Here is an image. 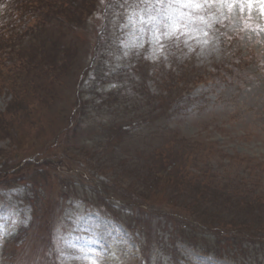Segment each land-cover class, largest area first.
Here are the masks:
<instances>
[{
    "label": "rangeland",
    "instance_id": "374dc122",
    "mask_svg": "<svg viewBox=\"0 0 264 264\" xmlns=\"http://www.w3.org/2000/svg\"><path fill=\"white\" fill-rule=\"evenodd\" d=\"M197 2L0 0V264H264V2Z\"/></svg>",
    "mask_w": 264,
    "mask_h": 264
},
{
    "label": "snow or ice",
    "instance_id": "6c2138e0",
    "mask_svg": "<svg viewBox=\"0 0 264 264\" xmlns=\"http://www.w3.org/2000/svg\"><path fill=\"white\" fill-rule=\"evenodd\" d=\"M144 3H156L158 5H163L165 0H143ZM180 2V0H168V7H172L174 3ZM205 2L207 3H213L214 0H205ZM262 2H264V0H262ZM193 5L199 6L197 0H182V6L183 7H192ZM168 18L171 20L172 17L170 14H168ZM156 19L155 16H152L151 14H149L147 16V18H145L143 15H141V20L140 23L142 24H150L152 23V21H154ZM130 22H132V18L130 17ZM176 28H179L180 25L176 24L175 25ZM159 32V30L157 29V33ZM206 34V33H205Z\"/></svg>",
    "mask_w": 264,
    "mask_h": 264
},
{
    "label": "trees",
    "instance_id": "16d2710c",
    "mask_svg": "<svg viewBox=\"0 0 264 264\" xmlns=\"http://www.w3.org/2000/svg\"><path fill=\"white\" fill-rule=\"evenodd\" d=\"M90 17H92V16L91 15L85 16L83 21L88 23ZM101 19H102V23H105L106 22V17L105 16L103 18H101Z\"/></svg>",
    "mask_w": 264,
    "mask_h": 264
}]
</instances>
